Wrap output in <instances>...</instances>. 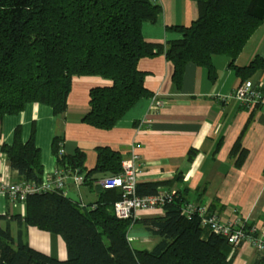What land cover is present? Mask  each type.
<instances>
[{
    "label": "trees",
    "instance_id": "trees-1",
    "mask_svg": "<svg viewBox=\"0 0 264 264\" xmlns=\"http://www.w3.org/2000/svg\"><path fill=\"white\" fill-rule=\"evenodd\" d=\"M194 1L197 19L189 27L173 28L181 38L161 45L147 43L141 35V25L153 23L160 11L152 0H0V117L16 115L28 104L48 106L59 117L66 110L72 79L94 76L110 86L89 90V110L82 122L110 130L135 103L149 97L137 63L158 54L171 63L176 89L188 63L203 68L208 79L214 80V56L229 59V68L240 83L254 80L264 70V58L255 56L243 67L235 65V60L264 22V0ZM60 142L56 136L51 145L58 166L83 174V184L91 181L93 171L109 176L121 173L119 152L97 147L95 166L87 171L80 151L58 157ZM0 152L18 182H41L39 150L32 139L21 142L19 128L11 145H2ZM230 157L237 167L246 157L240 136ZM180 180L176 175L171 181L138 184L137 193L171 191ZM175 191L177 197L163 205L161 216L128 220H119L112 212L121 196L118 189L100 187L97 201L85 206L57 192L28 194L24 216L0 215V264H230L231 247L226 240L202 228L197 217L181 215L187 202L182 189ZM28 227L59 236L66 259H53L30 248L25 242ZM133 227L144 229L157 242L150 249L133 248L128 240Z\"/></svg>",
    "mask_w": 264,
    "mask_h": 264
},
{
    "label": "crops",
    "instance_id": "crops-1",
    "mask_svg": "<svg viewBox=\"0 0 264 264\" xmlns=\"http://www.w3.org/2000/svg\"><path fill=\"white\" fill-rule=\"evenodd\" d=\"M156 3L160 8L156 20L141 25V35L147 43L163 45L180 39L181 34L173 28L189 27L198 17L194 0ZM255 56L264 58V22L251 35L235 65L246 66ZM212 61L214 80L208 79L203 68L188 63L176 89L173 67L163 54L140 59L137 69L144 73L143 86L149 97L135 103L110 130L95 129L82 122L89 110V90L108 87L110 82L94 76L74 77L63 115L54 116L45 105L28 104L16 115L0 117V147L11 145L14 131L19 128L21 142L32 139L39 150L42 179L58 167L51 147L56 136L61 138L62 155L82 152L87 171L95 166L97 147H109L119 152L123 160L134 154L141 169L139 184L171 181L180 175L181 180L170 187L171 191L182 189L186 202L207 206L211 214L225 222L241 220L254 228L257 238L264 242V108L247 109L231 99L240 79L229 68L227 57L214 56ZM260 78L264 81V70L254 80ZM153 95L161 102L157 109H151ZM239 136L246 157L237 167L230 150ZM0 176L18 182L1 152ZM107 176L93 171L89 175L91 181L79 188L69 180V198L82 206L95 203L99 197L98 182ZM6 213L24 216L25 207L10 206L0 193V215ZM162 213L140 212L135 218ZM11 229L15 235V224ZM129 234L135 242L147 246L145 249L158 240L140 227H133ZM25 242L53 259H66L65 244L57 235L28 227ZM228 259L230 264H264V251L245 244L231 249Z\"/></svg>",
    "mask_w": 264,
    "mask_h": 264
},
{
    "label": "built area",
    "instance_id": "built-area-1",
    "mask_svg": "<svg viewBox=\"0 0 264 264\" xmlns=\"http://www.w3.org/2000/svg\"><path fill=\"white\" fill-rule=\"evenodd\" d=\"M156 2V0H152ZM264 81L247 80L240 83L230 94V98L239 102L245 108H252L259 105L264 108V93L262 92ZM157 95L152 96L153 106L157 109L161 102ZM62 156L59 149L58 157ZM138 157L131 154L129 158L121 162V173L114 176L102 178L98 184L103 190L118 189L121 193L120 199L113 204L112 212L119 220L135 218L140 212L162 211L163 205L170 203L177 197L176 191L160 189L154 195L140 196L137 193V186L141 176V169L137 166ZM71 180L76 188L83 185V176L76 171L72 172L66 166H58L46 179L39 184L33 182H9L0 176V193L3 194L10 206L24 207V201L28 194L57 192L69 198L67 186ZM181 215L186 217L195 216L199 219L200 226L209 232L221 236L231 247L235 249L245 244L253 246L258 251H264V242L257 238L254 228L245 229V223L241 220L229 223L221 220L215 214L208 212L205 205L187 202L180 210ZM128 240L132 237L129 234Z\"/></svg>",
    "mask_w": 264,
    "mask_h": 264
},
{
    "label": "rangeland",
    "instance_id": "rangeland-1",
    "mask_svg": "<svg viewBox=\"0 0 264 264\" xmlns=\"http://www.w3.org/2000/svg\"><path fill=\"white\" fill-rule=\"evenodd\" d=\"M130 233V232H129ZM131 242V246L135 249H144L146 248L147 246H142L141 244L137 243L134 241V239L132 238V240L130 241Z\"/></svg>",
    "mask_w": 264,
    "mask_h": 264
}]
</instances>
